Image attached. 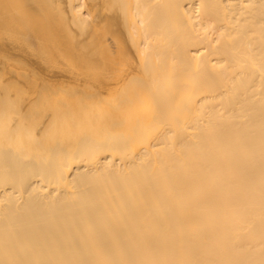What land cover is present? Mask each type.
I'll use <instances>...</instances> for the list:
<instances>
[{
	"label": "bare ground",
	"instance_id": "1",
	"mask_svg": "<svg viewBox=\"0 0 264 264\" xmlns=\"http://www.w3.org/2000/svg\"><path fill=\"white\" fill-rule=\"evenodd\" d=\"M0 264H264V0H0Z\"/></svg>",
	"mask_w": 264,
	"mask_h": 264
}]
</instances>
